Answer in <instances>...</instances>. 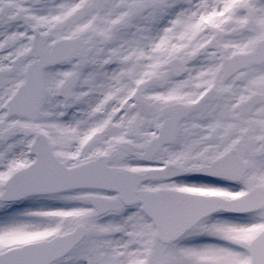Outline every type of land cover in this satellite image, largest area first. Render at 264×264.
<instances>
[{"label": "snow or ice", "instance_id": "6c2138e0", "mask_svg": "<svg viewBox=\"0 0 264 264\" xmlns=\"http://www.w3.org/2000/svg\"><path fill=\"white\" fill-rule=\"evenodd\" d=\"M0 264H264V0H0Z\"/></svg>", "mask_w": 264, "mask_h": 264}]
</instances>
